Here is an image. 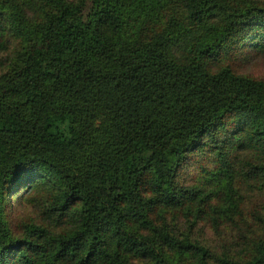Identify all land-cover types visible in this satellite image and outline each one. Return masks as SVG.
I'll return each mask as SVG.
<instances>
[{"label": "trees", "instance_id": "obj_1", "mask_svg": "<svg viewBox=\"0 0 264 264\" xmlns=\"http://www.w3.org/2000/svg\"><path fill=\"white\" fill-rule=\"evenodd\" d=\"M0 21L19 38L0 71V264H264V234L215 253L196 226L208 220L218 235L240 214L223 179L231 152L264 160V80L208 65L236 36L264 47V4L0 0ZM203 136L218 166L200 193L176 171ZM247 167L264 178L262 165ZM25 168L54 180L61 229L11 234L8 185ZM216 189L228 190L209 209ZM173 207L184 224L156 216Z\"/></svg>", "mask_w": 264, "mask_h": 264}, {"label": "rangeland", "instance_id": "obj_2", "mask_svg": "<svg viewBox=\"0 0 264 264\" xmlns=\"http://www.w3.org/2000/svg\"><path fill=\"white\" fill-rule=\"evenodd\" d=\"M256 1L264 4V0ZM248 22L250 25L254 24L252 20ZM4 26H6L5 23L0 21V27ZM251 31H254V29ZM236 37L229 43L230 45L226 50H218L217 55L210 59L209 68L214 69L219 65L227 64L236 73L264 80V47L250 46L248 40ZM18 43L19 38L7 32V29L3 28L0 30V71L6 65L4 63L5 56L9 52L11 53L18 46ZM228 121L230 124L227 125L229 127L232 126L233 117H229ZM229 129L219 131L216 136L218 138L228 136ZM205 138L203 136L201 143L181 159L176 171L178 181L186 185H193L194 189H198L200 193L214 189L216 177L209 176L208 172L218 166L214 151L208 146ZM243 153L244 155L237 151L230 153L228 156L230 161L228 162L229 170L223 177L227 184L234 188L230 189V191L235 192L237 195L240 214L233 217L232 223L222 224L220 229L223 231L218 235L205 225L204 221L208 220L200 219L201 221L196 224L198 228L197 235L215 253L224 240L231 239L240 243L244 236L264 234V178H260L258 175H247V170L249 171L250 168L247 166L257 164L262 165L264 168V160L260 159L259 153L257 155L256 152L250 149L244 150ZM259 173H264V170ZM39 174V171L25 168L22 170L23 181L19 184L8 185L7 200L4 206V220L8 223L9 230L15 237H23L25 235L24 227L27 224L49 225L55 231L65 226L63 222L56 224L58 219L65 221V216L59 217L58 210L53 208V204L50 201V196L55 188L54 180ZM223 190L228 189H216L215 196L209 197L207 205L209 209L220 202ZM202 198L203 200L205 199V203L206 195ZM50 209L52 211L48 218L45 214ZM180 209H184V207H173V209L162 211L156 216L163 214L166 220L175 222L176 214L180 213ZM48 220L50 222H47ZM221 220H224V218H221ZM182 223L184 224L183 218L177 220L174 225H181Z\"/></svg>", "mask_w": 264, "mask_h": 264}]
</instances>
